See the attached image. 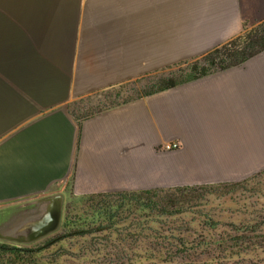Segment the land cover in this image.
Returning <instances> with one entry per match:
<instances>
[{"label": "crops", "instance_id": "crops-1", "mask_svg": "<svg viewBox=\"0 0 264 264\" xmlns=\"http://www.w3.org/2000/svg\"><path fill=\"white\" fill-rule=\"evenodd\" d=\"M262 22L264 0H0V221L58 192L66 201L264 170V49L92 111L101 94Z\"/></svg>", "mask_w": 264, "mask_h": 264}, {"label": "rangeland", "instance_id": "rangeland-1", "mask_svg": "<svg viewBox=\"0 0 264 264\" xmlns=\"http://www.w3.org/2000/svg\"><path fill=\"white\" fill-rule=\"evenodd\" d=\"M197 59L171 71L186 78ZM153 76L116 97L101 94L96 107L145 94ZM149 196L68 199L60 228L29 245L39 243L42 264H264V170L241 181L175 189L163 200ZM154 201L160 205L152 209Z\"/></svg>", "mask_w": 264, "mask_h": 264}, {"label": "trees", "instance_id": "trees-1", "mask_svg": "<svg viewBox=\"0 0 264 264\" xmlns=\"http://www.w3.org/2000/svg\"><path fill=\"white\" fill-rule=\"evenodd\" d=\"M262 49H264V22L249 30L247 29V27H245L244 31L237 37L218 46L204 56L198 57V59L195 60V62L190 66L191 72L186 78L175 77L176 73H179L181 70L171 71V68L173 67H170V70L167 69L161 71L160 74L157 73L158 75L154 74V76L151 77L152 79L150 81L152 87L148 91H145V94H152L168 88H172L174 86H177L184 80L196 79L209 74L215 69H221L228 65L242 62ZM184 62L187 63L188 61ZM180 64H177L175 66H178ZM125 86L127 85L121 86L118 89H113L110 93H108L109 96L116 97L120 90H123ZM113 101L114 102H112V104L110 105L119 103L116 100ZM101 108L102 107H95L94 109H92V111L99 110ZM189 187L193 186H178L166 190L155 189L105 195H91L87 197L93 198L118 196L121 199L135 198L136 200H139L141 198L145 199L146 195L151 194L152 196H149L151 200H163L166 198L165 195L171 193L173 190H184ZM163 193L164 195H162ZM152 203H154V205L151 207L152 209L153 207L157 208L160 205V203H157L156 201ZM65 224H68V222H66ZM46 240L50 241V239ZM38 244L39 243H35L33 245H24L0 240V264H42L40 253L43 249H40L41 246H38ZM64 252L65 251L63 249L59 250L54 254V256L56 257L57 255H60Z\"/></svg>", "mask_w": 264, "mask_h": 264}, {"label": "water", "instance_id": "water-1", "mask_svg": "<svg viewBox=\"0 0 264 264\" xmlns=\"http://www.w3.org/2000/svg\"><path fill=\"white\" fill-rule=\"evenodd\" d=\"M64 204L62 192L24 203L23 209L0 221V240L29 245L56 232L62 224Z\"/></svg>", "mask_w": 264, "mask_h": 264}, {"label": "built area", "instance_id": "built-area-1", "mask_svg": "<svg viewBox=\"0 0 264 264\" xmlns=\"http://www.w3.org/2000/svg\"><path fill=\"white\" fill-rule=\"evenodd\" d=\"M179 147H180V144L178 142L166 143L163 145V149L168 150V151L178 149Z\"/></svg>", "mask_w": 264, "mask_h": 264}]
</instances>
